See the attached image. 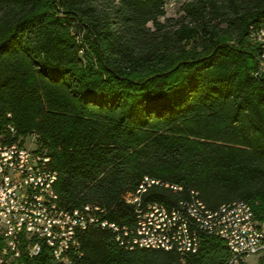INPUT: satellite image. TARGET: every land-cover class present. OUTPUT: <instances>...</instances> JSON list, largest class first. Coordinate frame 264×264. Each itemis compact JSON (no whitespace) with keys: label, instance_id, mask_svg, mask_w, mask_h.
Masks as SVG:
<instances>
[{"label":"trees","instance_id":"trees-1","mask_svg":"<svg viewBox=\"0 0 264 264\" xmlns=\"http://www.w3.org/2000/svg\"><path fill=\"white\" fill-rule=\"evenodd\" d=\"M165 13V0H0V123L36 136L67 208L97 204L132 227L123 196L148 176L159 184L142 201L171 207L193 191L210 210L249 203L263 222L264 0H187L178 18ZM79 241L68 264L230 255L214 236L186 254L125 247L99 226ZM34 264L62 263L46 247Z\"/></svg>","mask_w":264,"mask_h":264},{"label":"built area","instance_id":"built-area-1","mask_svg":"<svg viewBox=\"0 0 264 264\" xmlns=\"http://www.w3.org/2000/svg\"><path fill=\"white\" fill-rule=\"evenodd\" d=\"M258 72L262 74L260 67ZM157 180L144 176L134 191L123 196L135 207L136 220L132 227L108 220L104 208L97 204L67 208L61 204L54 188L57 172L51 168L50 157L39 146L36 136L17 135L13 124L0 123V235H6L7 245H13V252H6V245H0L6 255V262L0 264H34V259L48 244L38 252H31L32 241L45 234L57 236V256L62 259L80 256L79 237L91 226L115 232L116 241L125 247L172 250L180 254L197 252L204 236H214L224 242L230 253L226 264H244L246 257L264 254L263 222L256 219L249 203L226 213L221 233L195 228L198 249L178 245L176 235L164 229L159 202L136 201L139 188ZM179 208L188 224L200 219L188 215L182 206ZM226 218H233V226H226ZM161 239H168L169 247H162Z\"/></svg>","mask_w":264,"mask_h":264},{"label":"bare ground","instance_id":"bare-ground-1","mask_svg":"<svg viewBox=\"0 0 264 264\" xmlns=\"http://www.w3.org/2000/svg\"><path fill=\"white\" fill-rule=\"evenodd\" d=\"M256 35V34H255ZM264 34L259 33L256 36L258 41L264 43ZM264 47V44H263ZM264 51V50H263ZM264 54V53H263ZM264 58V55H263ZM260 71L264 73V62L260 66ZM159 184V181H148L143 184L138 192L136 193V201H142L141 196L143 193L147 192L148 188L152 185ZM167 187L172 188L174 191L179 190L180 187L172 186L166 184ZM161 207V216L162 223L164 225L165 231H171L172 234L176 235V240L178 245H186L189 250L198 249V241L196 239V229H210V233H221L223 229V218L228 211H237L241 209L244 205H248L242 201H234L226 204H222L216 210L206 209L205 206L199 201L195 192L191 191L189 197L184 200H179L176 205L167 207L162 203H159ZM179 206H182L188 215L194 217H200L199 220H193V224H188L181 217V209ZM226 226H233V218H226ZM36 241L43 242L48 244L50 253L53 259L62 264H68L69 258L57 256L55 253H58L57 246V236L54 234H45L42 237L35 238ZM0 245H6V252H13V245H7V236L0 235ZM162 247H169L168 239H161ZM40 249V244H36L31 247V252H38ZM0 262H6V255H4V248H0Z\"/></svg>","mask_w":264,"mask_h":264},{"label":"rangeland","instance_id":"rangeland-1","mask_svg":"<svg viewBox=\"0 0 264 264\" xmlns=\"http://www.w3.org/2000/svg\"><path fill=\"white\" fill-rule=\"evenodd\" d=\"M187 0H165V17L178 18L181 14V6ZM163 18H161L162 20ZM264 227V221H263ZM260 255H250L245 258L244 264H258Z\"/></svg>","mask_w":264,"mask_h":264}]
</instances>
